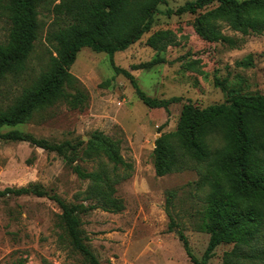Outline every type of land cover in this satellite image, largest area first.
Returning a JSON list of instances; mask_svg holds the SVG:
<instances>
[{"label":"rangeland","instance_id":"rangeland-1","mask_svg":"<svg viewBox=\"0 0 264 264\" xmlns=\"http://www.w3.org/2000/svg\"><path fill=\"white\" fill-rule=\"evenodd\" d=\"M60 1L39 6V37L25 71L18 76L9 75L0 83V108L11 105L46 68L56 45L49 34L63 25L56 8ZM188 1L194 0L159 4L151 30L114 55L115 63L129 70L147 95L158 99L180 97L167 110L149 107L140 100L130 80L115 72L107 53L84 47L71 66L80 82L77 88L67 86L66 98L37 110L31 120L1 128L2 135L19 130L51 142L70 141L80 147L71 165L56 151L0 136V189L32 186L48 193L0 197V264H16L20 260L23 264H90L72 245L62 221V209L51 198L57 195L69 204L86 206L97 203L96 199H87L91 181L78 176L72 167L76 164L87 172L106 168L123 177L115 185V196L123 199L124 210L109 212L97 207L78 213L82 236L100 261L193 264L179 230L187 236L192 253L202 258L210 238L204 228L209 187H198L201 174L197 169L158 176L155 140L162 133L176 131L182 105L187 101L200 107L225 103V88L264 93V30L261 34L245 35L220 20L217 28L228 40L215 39L205 14L218 3L195 13H172ZM8 28L0 8V41H6ZM151 37H156L163 49L152 47ZM156 57L163 61L150 68H134ZM72 95L81 101H72ZM96 131L118 141L128 166L115 168L105 157L84 156L86 144ZM209 141L213 148L223 145L220 138ZM224 148L232 152L230 144ZM259 156L264 158V152ZM259 164L264 166V161ZM172 191L175 196L167 206ZM243 205L257 206L258 202ZM169 213L177 223L171 229ZM234 247V243L220 244L208 264H223Z\"/></svg>","mask_w":264,"mask_h":264},{"label":"trees","instance_id":"trees-1","mask_svg":"<svg viewBox=\"0 0 264 264\" xmlns=\"http://www.w3.org/2000/svg\"><path fill=\"white\" fill-rule=\"evenodd\" d=\"M51 0H0V8L9 23L6 41H0V83L9 75L18 76L25 71L35 43L39 37V6ZM56 1V0H52ZM168 0H61L59 10L63 25L49 35L56 43L46 68L7 108H0V136L13 141H28L46 150L61 154L69 164H74L79 144L61 143L40 139L30 133L11 130L1 134L3 126H14L32 119L34 113L51 106L68 96L65 88H77L80 83L71 72L77 54L84 47L105 52L117 73L126 76L140 100L147 106L169 108L180 97L158 99L147 95L138 85L136 77L115 63L114 55L127 49L151 30L159 4ZM218 6L205 14V22L213 28L214 38L228 40L217 28L220 20L243 34H261L264 30V0H194L180 6L175 12H197L213 3ZM162 35H167L163 33ZM156 37L149 43L163 49ZM161 57L134 66L150 68L160 63ZM227 101L200 107L191 101L182 105L176 131L162 133L155 140V170L158 176L185 169H197L201 179L199 188L209 187L205 197V230L210 234L208 246L201 259L191 251L189 240L182 230L179 238L193 264H208L216 247L234 243L223 264H264V93H243L237 88H225ZM72 101H81L72 95ZM220 138L223 145L213 148L211 138ZM230 144L232 152L224 145ZM83 154L87 158L105 157L114 167L128 166L121 155L118 141L100 131L93 133ZM203 165V170L200 168ZM73 170L80 178L90 179L87 199L97 203L86 206L69 204L57 195H51L62 209V221L75 249L84 254L90 264H105L98 259L84 240L78 213L87 208L100 207L109 212L124 210L123 199L115 196V185L123 177L111 174L106 168L87 172L79 164ZM126 177V176H124ZM219 179L218 182L216 180ZM48 195L37 187H5L0 197L10 195ZM172 191L167 200L170 206ZM245 202H258L245 206ZM174 228L177 223L169 213ZM16 264H23L20 260Z\"/></svg>","mask_w":264,"mask_h":264}]
</instances>
